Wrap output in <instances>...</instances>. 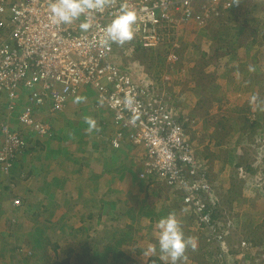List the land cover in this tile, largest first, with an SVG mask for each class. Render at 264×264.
I'll return each mask as SVG.
<instances>
[{
  "label": "built area",
  "instance_id": "2783aa9c",
  "mask_svg": "<svg viewBox=\"0 0 264 264\" xmlns=\"http://www.w3.org/2000/svg\"><path fill=\"white\" fill-rule=\"evenodd\" d=\"M197 1L108 0L103 12L91 16V27L82 31L84 15L70 24L51 21L48 9L52 0H0V28H6L0 35V96H7L10 117L26 97L27 105L20 110L18 121L45 137L51 135L52 128L41 121L39 111L63 113L72 97L83 88H93L99 104L112 113V146L117 149L129 142L143 149L141 177H155L181 193L183 205L216 250L218 264H254L251 241L240 239L237 244H227L234 225L228 213L221 210L223 199L217 182L191 140L194 122L176 108L149 75L120 63L117 54L131 51L135 43H102L106 27L119 15L123 3L135 8L139 19L133 25L134 41L148 50L162 45L167 36L173 40L192 23L206 26L209 9L225 11L232 9L234 2L200 0L203 4L198 9ZM177 58L171 55L168 61ZM1 131L0 169L8 174L18 156L29 148L22 133L9 123H3ZM14 205L20 207L21 199H15Z\"/></svg>",
  "mask_w": 264,
  "mask_h": 264
},
{
  "label": "crops",
  "instance_id": "0c3cea01",
  "mask_svg": "<svg viewBox=\"0 0 264 264\" xmlns=\"http://www.w3.org/2000/svg\"><path fill=\"white\" fill-rule=\"evenodd\" d=\"M256 6L264 9V0ZM237 14L235 11L234 16ZM243 25H231L230 29L238 31L236 27ZM254 27L248 34L254 33ZM206 31L193 24L183 27L172 43L179 39L183 49L187 44L182 39L199 35L206 41ZM129 43L138 47L134 36ZM201 48L199 52L205 50ZM119 61L128 67L123 58ZM164 87L161 85V90L167 91ZM7 101V96H0V146L4 141L1 125L9 123L22 133L29 149L18 156L10 173L0 169V264H148L150 260L166 264L161 259L158 224L169 215L175 217L185 245L183 263L194 264L207 250L181 193L153 177L140 178L143 149L129 142L117 149L112 146V113L99 104L97 92L89 94L87 87L83 88L63 113L50 115L42 109L41 121L52 128L51 135L45 137L18 121L26 97L11 117ZM17 198L24 200L23 206L14 205ZM14 217L17 223L12 225L17 228L12 229L10 219ZM141 222L155 227L146 231ZM134 234L150 238L155 253L143 254L141 242L128 246L126 237Z\"/></svg>",
  "mask_w": 264,
  "mask_h": 264
},
{
  "label": "rangeland",
  "instance_id": "374dc122",
  "mask_svg": "<svg viewBox=\"0 0 264 264\" xmlns=\"http://www.w3.org/2000/svg\"><path fill=\"white\" fill-rule=\"evenodd\" d=\"M259 3L260 0H234L232 6H240L235 16L210 10L205 16L209 26L206 41L199 35L182 39L187 44L182 49L179 39L171 43L172 38L167 36L164 47L157 46L160 52L155 49V54L150 50L141 51L135 45L130 53L120 50L117 54L128 67L143 71L156 85L168 87L167 91L163 90L168 99L194 121L191 138L213 171L214 180L227 189L225 202L235 211L232 223L237 230L228 236L227 244H237L240 239L252 241L256 254L254 264H264V9H257ZM202 4L200 0L196 2L198 9ZM235 18L236 22L232 23ZM241 24L243 28L236 27L238 31L230 29L231 25ZM252 26H255L254 33L248 34ZM201 46L205 49L203 52H199ZM171 55L180 58L170 62ZM87 90L89 94H96L91 87ZM248 118L258 124L254 128L246 126ZM21 201L23 206L24 200ZM16 219H10V228H17L12 225L17 223ZM141 223L145 230L155 227ZM141 232L139 229L138 233ZM145 237L136 234L126 237L128 246H137L135 243L140 242V249L153 245ZM142 253L138 254L141 259ZM194 262L218 264L216 250L208 246Z\"/></svg>",
  "mask_w": 264,
  "mask_h": 264
},
{
  "label": "clouds",
  "instance_id": "9594fccd",
  "mask_svg": "<svg viewBox=\"0 0 264 264\" xmlns=\"http://www.w3.org/2000/svg\"><path fill=\"white\" fill-rule=\"evenodd\" d=\"M107 3L108 0H52L48 12L51 21L57 25L61 23L70 24L74 20L79 19L81 15H84L85 22L80 25V28L82 31H87L91 27V16L97 11L103 12ZM138 19L139 17L135 8H130L127 3L121 4L119 15L105 29L106 38L102 40V43L112 41L122 44L131 40L134 36L133 25ZM131 102V100L128 101L129 104ZM221 210L227 212V216L231 220L235 216V211L230 210L225 200L221 204ZM158 228L160 230L159 246L162 253L161 259L165 260L166 264H183L185 245L182 244L181 237L178 235L175 217L169 215L167 218H162L158 224ZM233 228L234 231L237 230L235 225ZM198 229L201 237L205 238L204 232L199 226ZM207 245L210 246L208 243ZM155 251V246L149 245L145 255H152ZM192 251H195V249L193 248Z\"/></svg>",
  "mask_w": 264,
  "mask_h": 264
},
{
  "label": "trees",
  "instance_id": "16d2710c",
  "mask_svg": "<svg viewBox=\"0 0 264 264\" xmlns=\"http://www.w3.org/2000/svg\"><path fill=\"white\" fill-rule=\"evenodd\" d=\"M240 6H238L237 7V5H235L233 8H232V10H230V9H227V10H225V11H222L221 10V13L222 12H224V13H228L229 12V14H231V15H234L235 14V11H236V9L237 8H239ZM197 8H198V6H197ZM222 9V8H221ZM210 10L213 12V13H219L217 10H213V9H209V12H210ZM195 27H196V29L197 28H199L200 30H205V29H207L208 30V27L209 26H203V27H198L196 24H194V23H192ZM191 24V25H192ZM4 32H6V28L5 27H2V28H0V35H2V34H4ZM167 38V37H166ZM161 46H163L164 47V43L161 45ZM160 46V47H161ZM139 47V46H138ZM139 48H141V47H139ZM139 48H137V49H139ZM155 49H158V48H151V49H148V50H145V49H139V50H141V51H152V52H154V51H156ZM159 50V49H158ZM159 52H160V50H159ZM143 53V52H142ZM145 53V52H144ZM144 53H143V55H144ZM156 52H154V54H155ZM158 53V52H157ZM158 57H160V56H158ZM166 60V59H165ZM153 75H154V73H153ZM152 78V77H151ZM153 79V78H152ZM261 79V78H260ZM158 86V85H157ZM159 88L161 87L160 85L158 86ZM70 101V100H69ZM68 105H69V102H68ZM49 105H47V107H48ZM67 108H68V106H67ZM66 108V109H67ZM40 112V111H39ZM193 115H191V117H192ZM189 119H190V121H193L192 120V118H190L189 117ZM249 119V120H248ZM248 119H245V125L246 126H248V127H250V128H254L255 126H256V124H258L257 123V121L256 120H253L252 118H248ZM194 122V121H193ZM191 136V135H190ZM191 140H192V138H191ZM193 141V140H192ZM194 142V141H193ZM197 155H199V151H198V149H197ZM216 181V180H215ZM217 182V181H216ZM217 185H218V187L220 186V188H219V192H220V194H219V196L221 197V198H223V200H226V197L228 196V192H227V189H224V187H221V185L220 184H218L217 183ZM232 190L230 189L229 190V192H231ZM227 192V194H225ZM225 194V195H224ZM184 256V255H183ZM148 264H162V262H160L159 260H157V261H155V260H150L149 261V263Z\"/></svg>",
  "mask_w": 264,
  "mask_h": 264
}]
</instances>
